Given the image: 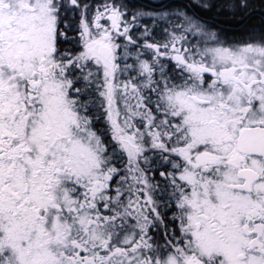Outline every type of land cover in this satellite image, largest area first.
Instances as JSON below:
<instances>
[{
  "label": "snow or ice",
  "instance_id": "obj_1",
  "mask_svg": "<svg viewBox=\"0 0 264 264\" xmlns=\"http://www.w3.org/2000/svg\"><path fill=\"white\" fill-rule=\"evenodd\" d=\"M0 264H264V0H0Z\"/></svg>",
  "mask_w": 264,
  "mask_h": 264
}]
</instances>
